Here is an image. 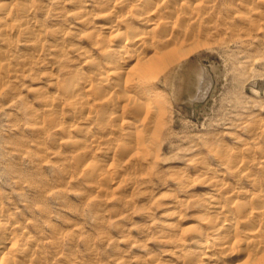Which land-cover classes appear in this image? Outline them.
<instances>
[{
	"label": "rangeland",
	"instance_id": "rangeland-1",
	"mask_svg": "<svg viewBox=\"0 0 264 264\" xmlns=\"http://www.w3.org/2000/svg\"><path fill=\"white\" fill-rule=\"evenodd\" d=\"M206 3L197 2L200 17L188 22L197 34L184 45L189 52L161 66L152 80L156 120L147 159L121 170L129 157L116 154L104 164L105 179L119 184L93 189V182L74 172L55 175L52 168H63L61 160L72 153L59 147L61 135L48 122L45 129L34 127L35 115L44 121L49 114L33 89L53 95L48 86L61 80V70L83 64L82 53L92 49L91 27L101 18L95 8L88 16L90 0H0V18L15 27L10 42H0L6 59L0 69V205L20 225L16 234L22 240L48 241L42 264H64L61 257L66 264H176V248L170 250L176 244L163 245L159 233L164 203L205 201L207 195L198 193L205 180L253 193L245 178L237 181L221 164L220 153L250 160L244 175L264 182L261 166L253 169L264 161V0ZM35 37L38 51L29 46ZM60 121L72 122L65 115ZM197 167L208 175L196 176ZM25 174H39L48 183L40 189L44 196H60L38 199V190L19 179ZM174 179L196 189L174 190ZM181 208L190 212L172 233L190 237L196 219L189 205Z\"/></svg>",
	"mask_w": 264,
	"mask_h": 264
},
{
	"label": "bare ground",
	"instance_id": "bare-ground-1",
	"mask_svg": "<svg viewBox=\"0 0 264 264\" xmlns=\"http://www.w3.org/2000/svg\"><path fill=\"white\" fill-rule=\"evenodd\" d=\"M90 1L88 16L95 15L89 12L95 8L101 18L98 23L94 21L93 33L88 36L92 49L82 53L83 64L77 69L61 70V80L48 86L53 88V95L45 97L39 86L33 89L37 99L43 100L41 107L45 115L49 114L44 121L42 116L35 115L34 127L45 129L48 122V126L61 135L59 147L69 148L72 153L61 160L63 168H52L55 175L74 172L93 182V189H97L102 183L109 187L119 184L105 179L104 164L112 161L116 154L129 157L120 166L121 170L135 168L147 159L156 120L151 106L152 80L162 73L161 66L189 52L184 45L195 41L197 34L188 22L196 23L201 9L197 7L200 0ZM21 11L27 18L29 9ZM6 19L0 18V42L4 44L10 42L15 28ZM27 34L33 35L30 31ZM40 43L37 37L31 38L29 46L38 51ZM90 51L94 55L90 56ZM5 60L0 56V69L6 68ZM62 115L72 122L69 125L61 122ZM219 156L221 164L228 167L227 171L237 181L245 178L246 186L254 187L253 193L236 186L226 187L219 182L210 185L209 180L203 181L198 193L207 195V201L196 198L183 203L177 200L161 206L158 223L159 233L163 234L161 241L170 248L176 244L170 249L176 248V264H264V182L253 175H244L252 165L250 160L245 161L239 154L220 153ZM259 166L264 175V161L255 164L253 169ZM208 172L207 168L199 167L195 174L206 177ZM224 175L219 176L226 180ZM39 176L25 174L19 179L38 190V199L42 196L57 199L60 191H50L49 197L40 193L48 183ZM191 186L178 179L172 183L173 189L179 192L196 189ZM210 190L214 193H208ZM184 204L191 207L196 225L190 237L182 238L172 232L190 212L181 208ZM18 228L20 225L13 223L0 205V264H42L45 259L42 250L48 241L27 237L22 240L16 234ZM60 259L61 263L68 262L66 257Z\"/></svg>",
	"mask_w": 264,
	"mask_h": 264
}]
</instances>
